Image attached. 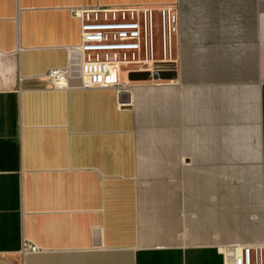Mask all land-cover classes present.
I'll return each instance as SVG.
<instances>
[{
	"label": "crops",
	"instance_id": "crops-1",
	"mask_svg": "<svg viewBox=\"0 0 264 264\" xmlns=\"http://www.w3.org/2000/svg\"><path fill=\"white\" fill-rule=\"evenodd\" d=\"M117 5L177 8L175 77L53 87L73 10ZM253 243L264 0H0V264H227Z\"/></svg>",
	"mask_w": 264,
	"mask_h": 264
},
{
	"label": "built area",
	"instance_id": "built-area-1",
	"mask_svg": "<svg viewBox=\"0 0 264 264\" xmlns=\"http://www.w3.org/2000/svg\"><path fill=\"white\" fill-rule=\"evenodd\" d=\"M79 20L80 42L70 48L64 67L46 72L53 87L83 89L119 87L121 66L135 70L166 69L168 44L177 35V8L170 5L108 6L73 10ZM156 30L161 55H156ZM169 68V67H168ZM24 249H26L24 247ZM29 250L35 251L34 246ZM227 264H264V243L233 245Z\"/></svg>",
	"mask_w": 264,
	"mask_h": 264
},
{
	"label": "water",
	"instance_id": "water-1",
	"mask_svg": "<svg viewBox=\"0 0 264 264\" xmlns=\"http://www.w3.org/2000/svg\"><path fill=\"white\" fill-rule=\"evenodd\" d=\"M128 81H143V80H163L167 78H174L175 72L171 68L147 70H135L127 73Z\"/></svg>",
	"mask_w": 264,
	"mask_h": 264
},
{
	"label": "rangeland",
	"instance_id": "rangeland-1",
	"mask_svg": "<svg viewBox=\"0 0 264 264\" xmlns=\"http://www.w3.org/2000/svg\"><path fill=\"white\" fill-rule=\"evenodd\" d=\"M155 49H156V55L160 56L161 55V49H160V34L158 33V31L156 30V36H155ZM127 67L126 66H121V74L120 77L121 79H123L125 77V69ZM130 82H135V81H130Z\"/></svg>",
	"mask_w": 264,
	"mask_h": 264
}]
</instances>
